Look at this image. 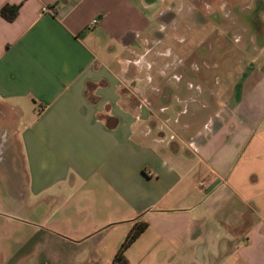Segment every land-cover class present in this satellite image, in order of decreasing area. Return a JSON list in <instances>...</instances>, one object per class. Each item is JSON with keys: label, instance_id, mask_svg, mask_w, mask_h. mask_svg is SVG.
<instances>
[{"label": "crops", "instance_id": "0c3cea01", "mask_svg": "<svg viewBox=\"0 0 264 264\" xmlns=\"http://www.w3.org/2000/svg\"><path fill=\"white\" fill-rule=\"evenodd\" d=\"M154 1L0 0L3 263L110 264L142 214L128 264H264V49L220 99L143 77Z\"/></svg>", "mask_w": 264, "mask_h": 264}, {"label": "rangeland", "instance_id": "374dc122", "mask_svg": "<svg viewBox=\"0 0 264 264\" xmlns=\"http://www.w3.org/2000/svg\"><path fill=\"white\" fill-rule=\"evenodd\" d=\"M153 7H158V14L154 20L156 29L147 41L149 55L137 59L145 68H153H144L143 77L163 80L156 72L169 63L175 69L170 82L188 84L192 96L201 91L202 100L207 98L204 88H210L209 94L216 89V98L220 99L233 82L244 76L245 70L261 66V59L253 56L264 49V0H155ZM153 49L164 53L171 50L173 54L169 61L167 57L155 59L150 54ZM256 76L260 75L255 73ZM4 175L1 169L0 264H6L1 255H7L13 236L12 224L4 216L14 203V197H7L13 187L7 185Z\"/></svg>", "mask_w": 264, "mask_h": 264}, {"label": "trees", "instance_id": "16d2710c", "mask_svg": "<svg viewBox=\"0 0 264 264\" xmlns=\"http://www.w3.org/2000/svg\"><path fill=\"white\" fill-rule=\"evenodd\" d=\"M20 5L5 4L0 8V16L6 21H12L17 16ZM148 223L143 219L142 214L133 219V223L125 238L120 244L110 264H128L125 251L147 228Z\"/></svg>", "mask_w": 264, "mask_h": 264}, {"label": "built area", "instance_id": "2783aa9c", "mask_svg": "<svg viewBox=\"0 0 264 264\" xmlns=\"http://www.w3.org/2000/svg\"><path fill=\"white\" fill-rule=\"evenodd\" d=\"M42 11H48V8L46 6L42 7ZM98 18L94 17L90 20V22L88 23L86 29L91 30L93 28H95V26L98 24Z\"/></svg>", "mask_w": 264, "mask_h": 264}]
</instances>
